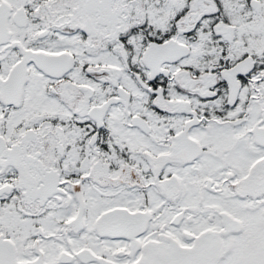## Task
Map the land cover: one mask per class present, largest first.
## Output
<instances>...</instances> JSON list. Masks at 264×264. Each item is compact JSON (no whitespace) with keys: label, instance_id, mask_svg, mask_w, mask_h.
I'll use <instances>...</instances> for the list:
<instances>
[{"label":"snow or ice","instance_id":"6c2138e0","mask_svg":"<svg viewBox=\"0 0 264 264\" xmlns=\"http://www.w3.org/2000/svg\"><path fill=\"white\" fill-rule=\"evenodd\" d=\"M0 264H264V0H0Z\"/></svg>","mask_w":264,"mask_h":264}]
</instances>
